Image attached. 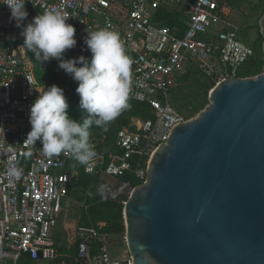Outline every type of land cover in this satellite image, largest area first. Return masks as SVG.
<instances>
[{"label": "built area", "instance_id": "2783aa9c", "mask_svg": "<svg viewBox=\"0 0 264 264\" xmlns=\"http://www.w3.org/2000/svg\"><path fill=\"white\" fill-rule=\"evenodd\" d=\"M231 2L28 0L29 15L18 27L10 18V8L0 0V264H133L127 250L121 255L110 252L109 246L119 242L102 230L103 222L77 225L72 257L57 260L52 233L76 171L66 169L70 156L47 157L39 142L26 140L30 107L47 89L38 83L24 43H16L27 23L52 9L68 16L77 40L65 53L68 59L91 58L84 44L88 30L119 34L132 61L130 98L146 104L153 117L131 118L117 130L114 147L98 152L91 171H85L95 175L92 191L100 201L124 205L133 188L145 182L152 154L168 140L174 126L186 121L172 103L181 76L194 69L216 85L228 77H241L239 72L254 58ZM160 10L180 15L178 23H163ZM39 62L45 69L58 61ZM102 142L90 144L96 150Z\"/></svg>", "mask_w": 264, "mask_h": 264}, {"label": "water", "instance_id": "95a60500", "mask_svg": "<svg viewBox=\"0 0 264 264\" xmlns=\"http://www.w3.org/2000/svg\"><path fill=\"white\" fill-rule=\"evenodd\" d=\"M260 26L264 38V14ZM208 98L172 128L123 205L133 264H264V66Z\"/></svg>", "mask_w": 264, "mask_h": 264}, {"label": "clouds", "instance_id": "9594fccd", "mask_svg": "<svg viewBox=\"0 0 264 264\" xmlns=\"http://www.w3.org/2000/svg\"><path fill=\"white\" fill-rule=\"evenodd\" d=\"M27 2L3 0L18 27L29 15ZM68 18L57 9L45 11L27 23L22 35L24 45L37 61L56 59L59 68L78 82L76 92L83 119L69 117L64 91L53 84L30 107L31 130L26 140L39 142L47 157L63 153L91 171L97 153L89 142V129L95 125L106 131L108 124L129 106L132 61L119 34L106 29L88 30L84 44L91 52L90 59L82 55L65 59L66 51L77 43L75 27L67 23Z\"/></svg>", "mask_w": 264, "mask_h": 264}, {"label": "trees", "instance_id": "16d2710c", "mask_svg": "<svg viewBox=\"0 0 264 264\" xmlns=\"http://www.w3.org/2000/svg\"><path fill=\"white\" fill-rule=\"evenodd\" d=\"M245 0H232V5L237 8L244 2ZM262 7V11L264 12V1L260 3ZM159 15L163 18V22L168 25H174L178 21L177 15L165 14L162 11H159ZM263 37L259 35L252 43H248L254 50V58L251 62L245 65V69L239 72V76H255L263 71L264 60H263ZM24 43L23 35L18 36L16 43ZM26 47V46H25ZM27 55L31 58L34 63V74L40 85L46 86L47 88L52 86L53 84L59 86L63 89L64 95L67 98V102L69 104V108L67 109L68 115L70 118L79 121L83 119L82 109L80 108V97L76 92V88L78 86V82L73 80V78L66 74L65 71L58 66V62H56L52 67L48 68H40V62L36 60L34 53H31L30 50L27 49ZM64 58L68 59L67 55L64 54ZM197 75L200 77L198 71L194 69L188 70L183 76L180 78V84L182 82H187L190 78H195ZM203 85V84H202ZM214 84L210 82V87L212 88ZM179 87V86H178ZM178 87L173 91L178 89ZM207 91L205 88L203 91L201 89H197L195 93V97L191 98L188 104L192 108V112H199L202 108H204L205 104H207ZM174 107L178 110L174 103V99L172 100ZM129 106L121 112V114L113 121H111L107 130H103L102 128L96 127L93 125L90 131V139L89 142L96 141L97 139L103 140L102 144H98L96 147V153L101 151H107L110 148L114 147V137L119 128L125 127L130 123L131 118H140L143 120L152 118L153 115L149 110L148 106L144 103H141L134 99H129ZM181 113V112H180ZM182 114V113H181ZM67 170L76 171V180L71 181L68 184L69 194L72 189L76 191H80L79 195L73 194L78 199H85L87 204V209L85 210V218L83 217L80 221V224H88L89 220L93 224H97V222H104V226L102 230L112 234L114 236L121 235L124 232V222H123V205L111 202V201H100L94 193H92L91 188L94 186L96 182V177L94 174L87 173L83 167L78 165V162L69 157L67 161ZM139 181H133L134 185H137ZM72 194V193H71ZM83 212V210H82ZM57 251V260L61 259H69L73 255V251H63L62 248H56Z\"/></svg>", "mask_w": 264, "mask_h": 264}, {"label": "rangeland", "instance_id": "374dc122", "mask_svg": "<svg viewBox=\"0 0 264 264\" xmlns=\"http://www.w3.org/2000/svg\"><path fill=\"white\" fill-rule=\"evenodd\" d=\"M264 0H245L238 8L235 10V20L240 25L242 30V35L244 36V40L252 43L259 35L261 34V26L260 20L264 14L262 11V7L260 3ZM263 37V36H262ZM264 39V38H263ZM264 60V56H263ZM203 84V85H202ZM210 87V81L203 76L197 75L195 78H190L187 82H182L179 85L178 89L174 92L173 99L176 107L180 109L182 113V117L185 120L191 119L195 117L198 112L193 113L191 106L188 104L191 98L195 97V93L197 89H201L202 91L207 88V104L209 103V92L212 88ZM205 104V106L207 105ZM204 106V107H205ZM203 109V108H202ZM201 109V110H202ZM72 195L69 199V205L64 208L60 217H59V226H63L68 231H73L75 229V225L77 222V218L80 216L85 218V210L83 212L81 210V206L79 205L80 201L78 198L73 197V194L79 195L80 191H76L75 189L71 190ZM65 203V202H64ZM66 211V212H65ZM62 230V229H60ZM64 231V230H62ZM60 231V232H62ZM65 233H55V240L57 244H63L65 242ZM67 236V235H66ZM118 241L119 244H111L109 246L110 252L121 255L126 252V243L122 242V234L115 236V240ZM66 243V242H65Z\"/></svg>", "mask_w": 264, "mask_h": 264}, {"label": "crops", "instance_id": "0c3cea01", "mask_svg": "<svg viewBox=\"0 0 264 264\" xmlns=\"http://www.w3.org/2000/svg\"><path fill=\"white\" fill-rule=\"evenodd\" d=\"M160 11H162V12H164L165 14H170V13H168V12H165V11H163V10H160ZM170 15H177V17H178V20H179V18H180V15H178V14H170ZM160 19H162V21H163V18L161 17V15H160ZM164 23V22H163ZM177 23H178V21H177ZM176 23V24H177ZM172 100H173V98H172ZM89 191H92V188H91V190H89ZM92 193H93V191H92ZM72 194L70 193L69 194V198L67 199V200H65V203H64V205H63V210H64V208H66L68 205H69V199L71 198L70 196H71ZM73 197H75L74 195H73ZM79 201H80V203H79V205L82 207L81 208V210H86L87 208H86V206H87V204H86V201H85V199H78ZM84 206V207H83ZM62 210V211H63ZM66 212V211H65ZM62 213V212H61ZM61 215V214H60ZM81 219H82V217L80 216L79 218H77V222H76V225H75V227L77 226V225H80V221H81ZM91 222V220H89V223ZM97 223H100V222H97ZM104 223V222H103ZM105 224V223H104ZM82 225H85V224H82ZM74 227V228H75ZM60 229H62V230H64V231H62V230H60ZM60 231H62V232H64L66 235H65V237H63V238H65V242L63 243V244H57L56 243V240H55V233H62V232H60ZM73 233H74V229H73V231H70L69 233H68V231L64 228V225L61 227V226H59V224L54 228V230H53V233H52V235H53V239H54V241H55V245H56V248L58 247V248H62V250L63 251H70V252H72L73 251V253H74V250H73ZM72 257V256H71Z\"/></svg>", "mask_w": 264, "mask_h": 264}]
</instances>
